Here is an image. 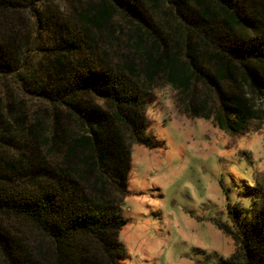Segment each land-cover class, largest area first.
<instances>
[{"label": "trees", "instance_id": "trees-1", "mask_svg": "<svg viewBox=\"0 0 264 264\" xmlns=\"http://www.w3.org/2000/svg\"><path fill=\"white\" fill-rule=\"evenodd\" d=\"M50 1L0 0V80L14 79L53 108L66 104L84 134L69 151L62 176L47 183L26 154L31 145L25 139L22 145L13 143L19 135H33L0 99V148L14 150L11 158L0 156V264H121L127 249L120 231L128 219L122 202L107 201L105 186L125 194L130 155L122 151L119 130H104L103 113L80 103V96L104 98L114 110L113 121L148 148L157 143L148 131L144 94L160 72L181 88L188 73L202 75L219 99L236 98L243 113L253 114L243 97L223 94L218 79L234 83L236 71L242 84L244 78L255 81L257 70L248 62L254 56L253 62L264 65V0H163L181 32L173 44L171 37L159 39L154 32L160 26L151 19L154 11L143 10L156 8L146 1L156 5L160 0H103L74 23L40 11ZM21 12L32 18L28 36L16 19ZM116 15L135 27L136 40L126 44L130 63L113 62L105 50L116 38L111 31ZM249 30L257 36L245 35ZM43 35L53 36L50 49L40 47ZM191 35L214 50L209 61H216V78L200 69L203 55L191 48ZM148 37L154 43L146 47ZM98 43L99 57L90 48ZM36 51L43 52V59L33 63ZM80 150L90 153L82 163L90 161L89 169L99 173V187L94 183L88 192L80 189L84 172L69 167ZM250 195L249 204L231 213V225L217 222L235 242L223 264H264V184H255ZM7 219L19 224L8 225Z\"/></svg>", "mask_w": 264, "mask_h": 264}, {"label": "rangeland", "instance_id": "rangeland-1", "mask_svg": "<svg viewBox=\"0 0 264 264\" xmlns=\"http://www.w3.org/2000/svg\"><path fill=\"white\" fill-rule=\"evenodd\" d=\"M102 1L52 0L39 9L74 23L83 11H90ZM154 4L146 1L147 7L156 8L143 10L154 11L151 19L160 22L154 32L159 39L171 37L169 43L173 44L181 33L178 24L168 12L166 2ZM16 19L25 36L32 34V18L26 12ZM114 22L111 31L116 38L105 50L113 62L127 59L130 63L126 44L136 40L132 37L135 27L119 15ZM244 33L251 38L257 36L252 30ZM52 37L43 35L40 47L50 49ZM189 41L191 48L203 55L200 69L216 78V61H209L214 50L194 35L189 36ZM153 43V38L148 37L146 47ZM90 48L99 57V43L96 49L91 45ZM36 52L33 63L43 59V52ZM254 60L250 56L248 65L257 70L255 81L244 78L242 84V76L236 71L234 83L218 79L222 93L243 97L245 106L256 111L253 114L243 113L236 98L219 99L202 75L188 73L181 88L170 83L166 72L158 73L144 94L148 131L157 143L155 148L136 144L113 121L114 110L104 98L85 93L80 96V103L89 102L103 113L104 130H119L122 151L130 155V160L125 161V194L122 196L109 184L105 186L107 201L122 202L123 214L128 219L120 231L127 249L121 264H223L234 252V240L218 228L217 222L231 225V213L249 204L250 190L255 184H264V65ZM0 99L9 103L33 135H19L13 143L22 145L25 139L31 145L26 154L45 175L47 183L62 176L69 151L84 134L70 108L66 104L53 108L44 99L23 90L14 79L0 80ZM13 151L0 148V156L11 158ZM89 155L80 150L69 166L84 172L81 175L85 181L80 183L84 192L94 183L99 187V173L89 169L90 161L82 163V158L85 161ZM71 176L77 179L74 174ZM39 182L44 179L40 177ZM6 222L19 224L10 219ZM24 227L30 228L27 224Z\"/></svg>", "mask_w": 264, "mask_h": 264}]
</instances>
